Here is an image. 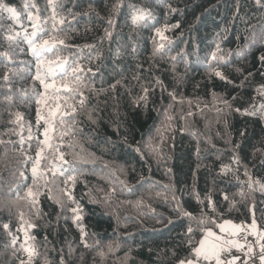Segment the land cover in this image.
<instances>
[{
    "label": "trees",
    "instance_id": "obj_1",
    "mask_svg": "<svg viewBox=\"0 0 264 264\" xmlns=\"http://www.w3.org/2000/svg\"><path fill=\"white\" fill-rule=\"evenodd\" d=\"M264 230V0H0V264H178Z\"/></svg>",
    "mask_w": 264,
    "mask_h": 264
},
{
    "label": "rangeland",
    "instance_id": "obj_2",
    "mask_svg": "<svg viewBox=\"0 0 264 264\" xmlns=\"http://www.w3.org/2000/svg\"><path fill=\"white\" fill-rule=\"evenodd\" d=\"M246 237L252 239L251 248L250 250L246 249L242 242V251L245 254V258L244 260H240L236 254V250L239 249L237 241ZM210 243H213V247L206 256L210 261L209 264H264L262 262L264 256V230L260 229L254 220H224L218 223L217 226L206 229L200 245L196 249L198 257L195 256L194 259L181 261V264L191 262L194 264H206L203 262V255L199 254V251L204 250V253L207 245ZM249 252H252L254 256L252 259L249 257ZM239 256H242L241 253Z\"/></svg>",
    "mask_w": 264,
    "mask_h": 264
},
{
    "label": "crops",
    "instance_id": "obj_3",
    "mask_svg": "<svg viewBox=\"0 0 264 264\" xmlns=\"http://www.w3.org/2000/svg\"><path fill=\"white\" fill-rule=\"evenodd\" d=\"M239 238H240V236H239ZM238 238V239H239ZM242 240V241H241ZM240 241H237V247H239V249L238 250H236V254H237V258L238 259H240V260H244V256H245V254L243 253V251H242V248H243V243H244V241H243V238L241 239ZM243 242V243H242ZM213 243H215V242H213ZM213 243H210L209 245H207V248L205 249V252L203 253V251L204 250H200L199 251V254H202L203 255V262H205L206 264H209L210 263V261H209V259L206 257L208 254H209V250H211V248L213 247ZM244 245H245V243H244ZM245 249V248H244ZM249 250H250V248H249ZM240 253H241V255L242 256H239L240 255ZM197 257H198V255H196ZM199 259V258H198ZM262 262H264V256H263V258H262ZM199 263V262H198ZM179 264H181V262L179 263ZM183 264H194L193 262H191V263H183Z\"/></svg>",
    "mask_w": 264,
    "mask_h": 264
},
{
    "label": "built area",
    "instance_id": "obj_4",
    "mask_svg": "<svg viewBox=\"0 0 264 264\" xmlns=\"http://www.w3.org/2000/svg\"><path fill=\"white\" fill-rule=\"evenodd\" d=\"M251 238H249V237H246V238H243V241H244V243H245V247H246V249H248L249 250V248L251 247L250 246V244H251ZM249 254V257L250 258H253V254H252V252H249L248 253Z\"/></svg>",
    "mask_w": 264,
    "mask_h": 264
}]
</instances>
